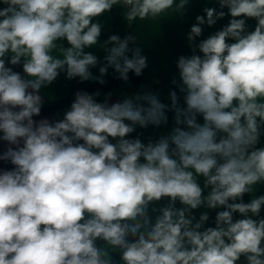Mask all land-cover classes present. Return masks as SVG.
<instances>
[{
    "label": "clouds",
    "instance_id": "1",
    "mask_svg": "<svg viewBox=\"0 0 264 264\" xmlns=\"http://www.w3.org/2000/svg\"><path fill=\"white\" fill-rule=\"evenodd\" d=\"M191 2L0 0V264H264V0H208L166 98L78 90L39 118L62 74L103 86L148 68L134 32L101 39L104 14L133 28ZM201 208L222 209L214 226Z\"/></svg>",
    "mask_w": 264,
    "mask_h": 264
},
{
    "label": "crops",
    "instance_id": "2",
    "mask_svg": "<svg viewBox=\"0 0 264 264\" xmlns=\"http://www.w3.org/2000/svg\"><path fill=\"white\" fill-rule=\"evenodd\" d=\"M204 7L218 8V5L215 3H208V0H192L183 18H166L161 20L159 24L152 21L134 22L132 30L134 33H140V46L143 49V54L148 58L149 66L147 70L156 82L162 84L166 94L169 87H171V78L176 74V59L180 55L190 54L186 34L189 31L191 24L195 23V17L197 15H203ZM118 10L119 9L114 7L110 13H106L100 18V22L104 25L101 37L102 40L106 39L110 34H118L123 38V23L120 24L118 22ZM228 19L229 18L226 17L225 19L218 21V23L212 28L205 26L201 39L206 38L211 33L219 30L223 25H226ZM247 23L249 30L254 29L256 24L255 20H248ZM93 72L95 74L96 70L94 69ZM110 75H112L111 69L109 70L108 76ZM90 83L92 82L82 84L79 83L78 80L69 81L66 80L62 74L52 86L43 90V93L45 94V104L52 103L53 101L68 95L72 90L86 86ZM119 94L120 93H117L116 96L113 94V99L120 98ZM43 117L45 116L39 118ZM262 143H264V138H262Z\"/></svg>",
    "mask_w": 264,
    "mask_h": 264
},
{
    "label": "trees",
    "instance_id": "3",
    "mask_svg": "<svg viewBox=\"0 0 264 264\" xmlns=\"http://www.w3.org/2000/svg\"><path fill=\"white\" fill-rule=\"evenodd\" d=\"M117 19H118V22L120 24H122V17L120 15V9L117 12ZM15 70L16 71H21L20 68H16ZM130 77H131V81L134 84V86H140V85H138L140 83V81H139L140 77L137 78L135 76H132V74H130ZM105 79H106L107 83L105 85H103V86L99 85L98 83L92 82V83H90V84H88L86 86H83V87L76 88V89L72 90L68 95H66L64 97H61V98L53 101L52 103L44 104L41 116H45V117H48V118H57L56 117L57 113L61 114V116H62L63 111L71 103V101H72V99L74 97V93L76 91H78V90L94 92L97 89H99L101 91V93H102V96L100 97V99H102L104 93H107L109 91L114 92V90L118 89L120 87V85H121V81L115 79L113 77V75L105 77ZM2 145L3 144H0V147ZM0 167L11 168V165H4V164L0 163ZM244 201L247 202V198L245 196H244ZM161 203L162 204L166 203V201H162ZM177 206H179V205H177ZM219 210H222V209L209 210L210 219H209L208 223H209L210 226H214L215 215H216V212L219 211ZM261 215L264 216V211H262ZM234 218H236V219L240 218L239 214H234Z\"/></svg>",
    "mask_w": 264,
    "mask_h": 264
},
{
    "label": "rangeland",
    "instance_id": "4",
    "mask_svg": "<svg viewBox=\"0 0 264 264\" xmlns=\"http://www.w3.org/2000/svg\"><path fill=\"white\" fill-rule=\"evenodd\" d=\"M131 32H133V30ZM135 34H137L138 43L140 44V38H141L140 33L138 32ZM149 73L150 72H148V70L145 69L144 74L140 77V80H139L140 83L138 85H140V86H134V84L132 83V81L130 79L128 84H124L121 82L120 87L118 89L114 90L113 94L116 96L117 93H123V92L128 93V94H134L135 92L140 91V90H152V91L159 90L163 94L162 98H166V93L162 87V84H160L159 82H156L155 79L152 77V75H150ZM139 131L143 132V135L141 138L144 139L145 141L147 140V138L157 134V130H155L151 127L147 130H139ZM160 131H163V129ZM3 148H4V145L0 147V151H2ZM255 194L256 195L264 194V185L258 186ZM245 197L247 198V202H248V200L250 199V196L245 195ZM157 207H159V205H157ZM204 211H209V210L201 208V209L195 210L193 214L198 218L199 215ZM205 226L207 227L210 225L207 222V224ZM117 259H118V257H117Z\"/></svg>",
    "mask_w": 264,
    "mask_h": 264
},
{
    "label": "built area",
    "instance_id": "5",
    "mask_svg": "<svg viewBox=\"0 0 264 264\" xmlns=\"http://www.w3.org/2000/svg\"><path fill=\"white\" fill-rule=\"evenodd\" d=\"M122 11L123 10L120 9V15L122 17V23H123V34L126 35L129 32H131L133 28H129L128 23L123 19ZM133 26H134V22H133Z\"/></svg>",
    "mask_w": 264,
    "mask_h": 264
}]
</instances>
